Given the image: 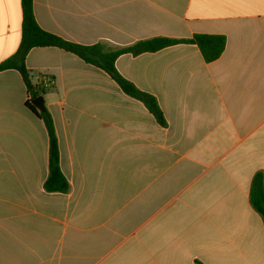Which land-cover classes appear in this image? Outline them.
<instances>
[{
    "label": "crops",
    "instance_id": "1",
    "mask_svg": "<svg viewBox=\"0 0 264 264\" xmlns=\"http://www.w3.org/2000/svg\"><path fill=\"white\" fill-rule=\"evenodd\" d=\"M33 7L44 31L79 45L196 34L227 44L212 63L192 44L117 59L119 73L157 99L165 127L105 71L57 47L32 49L31 82L52 79L42 97L67 193L45 190L46 126L26 105L21 74L1 72L0 264H105L120 250L106 264H264V222L250 202L264 174V0ZM22 24V1L0 0V64L17 52Z\"/></svg>",
    "mask_w": 264,
    "mask_h": 264
},
{
    "label": "trees",
    "instance_id": "2",
    "mask_svg": "<svg viewBox=\"0 0 264 264\" xmlns=\"http://www.w3.org/2000/svg\"><path fill=\"white\" fill-rule=\"evenodd\" d=\"M21 1L23 11L22 41L17 52L0 64V73L16 70L21 74L28 92L26 105L46 126L49 135V176L44 188L48 193H67L70 185L61 171L59 141L52 116L47 109L45 112H40L32 104L33 100L44 96L46 91L52 87V84L47 86L39 82L34 85L31 82L26 59L32 49L57 47L76 55L87 64L105 71L118 84L124 94L143 103L157 122L165 127V117L157 99L153 95L141 91L131 81L123 77L116 68L117 59L125 54L138 56L144 53L158 52L178 44H192L199 48L206 63H212L222 56L227 44L226 37L222 35L196 34L190 39L158 37L116 50L108 49L103 44L79 45L44 31L35 18L33 0ZM250 202L264 222V174L262 172L257 173L253 179Z\"/></svg>",
    "mask_w": 264,
    "mask_h": 264
},
{
    "label": "water",
    "instance_id": "3",
    "mask_svg": "<svg viewBox=\"0 0 264 264\" xmlns=\"http://www.w3.org/2000/svg\"><path fill=\"white\" fill-rule=\"evenodd\" d=\"M32 104L40 111V112H45L46 107L44 103V99L42 96L36 98L35 100L32 101Z\"/></svg>",
    "mask_w": 264,
    "mask_h": 264
},
{
    "label": "rangeland",
    "instance_id": "4",
    "mask_svg": "<svg viewBox=\"0 0 264 264\" xmlns=\"http://www.w3.org/2000/svg\"><path fill=\"white\" fill-rule=\"evenodd\" d=\"M142 224H136L134 226L131 227V233L134 232V230H136L139 226H141ZM142 233V229H141V232ZM133 239H131V242H132ZM108 251V250H107ZM107 251L104 252V254L106 253L107 254ZM121 253V250L116 252V253H112L106 260V263L110 262L111 260H113L116 256H118V254ZM105 263V264H106Z\"/></svg>",
    "mask_w": 264,
    "mask_h": 264
},
{
    "label": "built area",
    "instance_id": "5",
    "mask_svg": "<svg viewBox=\"0 0 264 264\" xmlns=\"http://www.w3.org/2000/svg\"><path fill=\"white\" fill-rule=\"evenodd\" d=\"M42 83L47 85V86H50L52 84V80H51V78L46 77V78L42 79Z\"/></svg>",
    "mask_w": 264,
    "mask_h": 264
}]
</instances>
